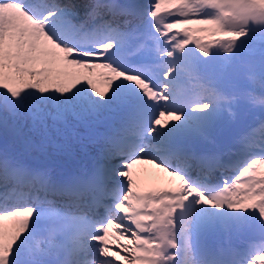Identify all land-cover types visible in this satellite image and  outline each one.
I'll list each match as a JSON object with an SVG mask.
<instances>
[{
    "label": "snow or ice",
    "instance_id": "1",
    "mask_svg": "<svg viewBox=\"0 0 264 264\" xmlns=\"http://www.w3.org/2000/svg\"><path fill=\"white\" fill-rule=\"evenodd\" d=\"M0 264H264V0H0Z\"/></svg>",
    "mask_w": 264,
    "mask_h": 264
},
{
    "label": "rangeland",
    "instance_id": "2",
    "mask_svg": "<svg viewBox=\"0 0 264 264\" xmlns=\"http://www.w3.org/2000/svg\"><path fill=\"white\" fill-rule=\"evenodd\" d=\"M222 37H216V39H221ZM189 47H192L189 45ZM103 70L98 69L97 72H102ZM99 86V85H98ZM134 174L137 175L143 182L146 187H155L160 186L156 178L157 176H164L165 174L159 173L157 169H154L151 165H137L134 169Z\"/></svg>",
    "mask_w": 264,
    "mask_h": 264
}]
</instances>
